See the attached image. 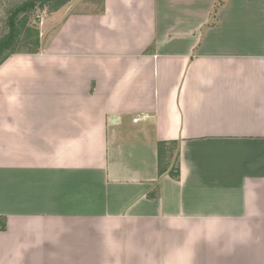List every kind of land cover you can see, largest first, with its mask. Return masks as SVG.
Wrapping results in <instances>:
<instances>
[{
  "label": "crops",
  "instance_id": "crops-1",
  "mask_svg": "<svg viewBox=\"0 0 264 264\" xmlns=\"http://www.w3.org/2000/svg\"><path fill=\"white\" fill-rule=\"evenodd\" d=\"M58 6L0 63V264H264V0Z\"/></svg>",
  "mask_w": 264,
  "mask_h": 264
},
{
  "label": "rangeland",
  "instance_id": "rangeland-1",
  "mask_svg": "<svg viewBox=\"0 0 264 264\" xmlns=\"http://www.w3.org/2000/svg\"><path fill=\"white\" fill-rule=\"evenodd\" d=\"M35 0H0V38L11 34L9 21L14 15V9L24 2ZM73 0H63L58 8L62 9L63 5ZM59 9V10H60ZM50 12L41 8H28L25 11L17 12V22L19 23L20 31L18 32V40L12 43L11 48L5 51L2 55H10L15 52H28L36 50L39 45L47 24V15ZM3 57V56H1ZM173 156V155H172ZM171 156V157H172ZM176 158H173V161Z\"/></svg>",
  "mask_w": 264,
  "mask_h": 264
},
{
  "label": "trees",
  "instance_id": "trees-1",
  "mask_svg": "<svg viewBox=\"0 0 264 264\" xmlns=\"http://www.w3.org/2000/svg\"><path fill=\"white\" fill-rule=\"evenodd\" d=\"M63 0H35L30 2H24L22 4H19L14 9V15L11 16V20L8 22L9 27L11 28V34H7L6 36L0 38V63L4 61V59L8 56L2 55L5 51H7L9 48H11L12 43L16 42L18 40V32L20 31L19 23L17 22V12L18 11H25L29 7L32 8H41L43 10H46L47 12H51L53 9H55ZM7 49V50H6ZM3 56V57H1ZM177 142H171L167 144L166 142H160L159 143V174L162 175L169 171V173L178 178L180 176V168L179 166H173L172 168H169L166 164V161L168 159V151H171V155L174 152V148H176ZM169 155V156H171ZM6 218L0 217V229L6 228Z\"/></svg>",
  "mask_w": 264,
  "mask_h": 264
}]
</instances>
